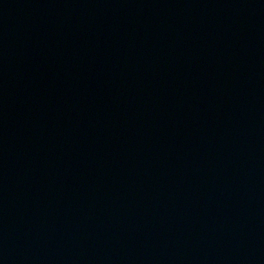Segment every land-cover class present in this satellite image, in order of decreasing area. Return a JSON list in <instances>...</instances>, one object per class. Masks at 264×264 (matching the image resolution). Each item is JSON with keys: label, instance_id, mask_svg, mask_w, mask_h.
<instances>
[{"label": "water", "instance_id": "95a60500", "mask_svg": "<svg viewBox=\"0 0 264 264\" xmlns=\"http://www.w3.org/2000/svg\"><path fill=\"white\" fill-rule=\"evenodd\" d=\"M0 264H264V0H137L1 64Z\"/></svg>", "mask_w": 264, "mask_h": 264}]
</instances>
